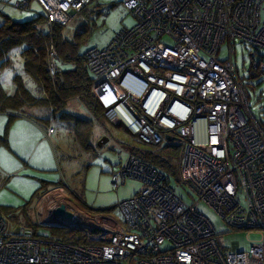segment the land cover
Instances as JSON below:
<instances>
[{"label":"built area","instance_id":"obj_1","mask_svg":"<svg viewBox=\"0 0 264 264\" xmlns=\"http://www.w3.org/2000/svg\"><path fill=\"white\" fill-rule=\"evenodd\" d=\"M36 1L48 25L63 27L92 3ZM124 3L135 25L86 53L93 94L107 121L141 142L184 145L179 181L192 203L178 196L165 172L132 153L112 175L114 184L134 179L142 186L116 206L122 221L104 214L60 221L95 242L77 244L12 233L0 213V264H264V124L252 111L232 51L236 40L264 49V0ZM226 43L230 55L221 60ZM252 68L264 74V59ZM58 70L52 46L50 76ZM54 132L50 128L47 135ZM201 206L234 231H256L261 239L247 252L237 242L225 251Z\"/></svg>","mask_w":264,"mask_h":264},{"label":"rangeland","instance_id":"obj_2","mask_svg":"<svg viewBox=\"0 0 264 264\" xmlns=\"http://www.w3.org/2000/svg\"><path fill=\"white\" fill-rule=\"evenodd\" d=\"M16 1H9L10 7L8 6L5 11L19 22L27 21L31 16L43 14V10L36 0H30L24 10L12 6ZM135 22L136 20L125 5L124 0H92V3L79 13L65 31L66 36L74 40L76 33L81 32L83 29L88 30V33L81 35L82 40L79 47L80 53L86 54L91 48L103 49L107 47L118 33L124 28L133 27ZM163 42L170 46L173 45L169 38H164ZM232 51L239 77L246 87L252 111L264 124V74L252 68L253 61L259 62L264 59V49H257L240 40H236ZM229 53V44L226 43L219 53L220 59L229 58ZM10 59V66L4 72L6 76L10 71L16 70L19 72L21 66H23L21 49L13 50ZM60 67L66 70L71 69L73 65L60 64ZM19 73L22 74L21 72ZM10 75L12 74L10 73ZM4 81L6 80H3V84ZM4 89L12 91L8 87H4ZM34 91L36 92V89ZM35 95H38V91ZM66 112L76 114L84 120L90 118L89 120L92 122L89 124H77L74 121L69 126L59 116L53 119L52 113L47 108H38L33 113H30L29 117L36 120L37 118L33 116L34 114L46 115L48 119L50 118L51 125L57 131V136H59L60 145L58 144L59 149L56 154L58 163L56 162V166L54 165L52 171L45 173V175H49L50 181L54 183L51 188L58 184L64 185L89 209V212L112 215L122 221V216L116 206L121 201L133 197L141 190L142 186L139 181L134 179L127 180L124 184H114L112 175L119 172L121 167L126 164L133 150L157 152L164 160L171 161L180 169L184 145L179 141L165 140L160 146L147 145L131 135L123 126L110 124L105 119V116L96 119L84 105L76 101L68 105ZM87 133H90V149L84 148L80 141H77L76 136V134L84 136ZM160 170L167 172L162 168ZM27 175H29L27 172H20L16 182L27 179ZM168 177L178 196L187 204H191L192 198L189 190L177 178L171 175ZM39 186L41 187L40 183L38 184ZM25 189L27 191L24 194L27 196L16 192V190L7 185L6 179L0 178V206L12 207L6 212L3 209H0V211L10 222L9 224L12 228L28 225L32 227L36 224L39 225L37 230L40 236L52 239L53 237L49 234V224H42L39 220L38 212L35 210L38 197L41 195L33 201L32 206L25 207L34 192L33 188L28 186ZM47 190V188H43L41 192L45 193ZM56 198H59L58 195ZM42 211L40 209L41 213ZM201 211L215 225L218 233L216 236L217 242L225 251H232L233 243L237 242L240 251L247 252L252 243L261 239V235L256 231L251 232L250 235L246 231H234L205 206H201ZM41 217L44 219L43 216ZM167 247L165 245L163 248Z\"/></svg>","mask_w":264,"mask_h":264},{"label":"trees","instance_id":"obj_3","mask_svg":"<svg viewBox=\"0 0 264 264\" xmlns=\"http://www.w3.org/2000/svg\"><path fill=\"white\" fill-rule=\"evenodd\" d=\"M45 23L44 16L41 15L24 22L7 18L0 26V60H4L13 50L21 49L24 72L37 84L41 92V95H35L27 87L25 78L17 75L15 77L16 91L13 95H7L0 90V112L20 111L25 107H40L52 110L54 115L62 119L75 121L77 124H89L91 120L76 118L73 120L66 113L70 102L80 100L96 119L103 118L105 109L93 94L94 76L88 69L86 54L79 51L81 35L88 33V30L83 29L76 33L75 39L72 40L66 36L67 27L49 25L46 29L43 27ZM52 46L59 55V70L55 77L49 74V50ZM60 64L73 65V67L65 70L60 67ZM76 136L77 141L79 140L84 148H91L90 133L84 136L76 134ZM132 153L156 168L166 170L179 181L178 166L171 161L164 160L157 152L133 150ZM30 204L31 201L27 202L26 207ZM32 228L34 238L48 239L39 235L37 225ZM48 228L52 239L77 244L95 243L80 231L60 227Z\"/></svg>","mask_w":264,"mask_h":264},{"label":"crops","instance_id":"obj_4","mask_svg":"<svg viewBox=\"0 0 264 264\" xmlns=\"http://www.w3.org/2000/svg\"><path fill=\"white\" fill-rule=\"evenodd\" d=\"M9 1L13 0H0V26L4 24L7 18L13 19L12 15H9L5 11L10 5L8 3ZM29 1L30 0H17L16 3L12 6L17 9H22L18 8V5L25 6V8H27ZM41 9L43 10L42 7ZM41 15L44 16V20L46 21L43 27L47 29L49 25L47 23V17L44 10L43 14L31 16L30 19L36 18ZM12 53L13 51L10 52V54L7 55L4 60H0V90H2L7 95H13L16 91L15 77L17 75H21L25 78L27 87L34 94L38 91V96L41 95L40 89L38 88L37 84L31 79V77L25 74L23 66H21V69L19 70V72H21L22 74H20L16 70L10 71L12 75H10V73H6L7 76L4 74V72L10 66V56L12 55ZM3 80H6L4 81V84ZM4 87L11 88L12 91H7V89L5 90ZM33 87L34 89H36V92L34 91ZM75 101L84 105L80 100H74L72 102ZM38 108L40 107H25L20 111L7 110L5 112H0V178H2L3 180L6 179L7 185L20 194H24L25 191H27L25 189V187L27 186L33 188L34 192L31 196V199L29 200L31 201V204L28 207L32 206L33 201L37 199L39 195H41L40 197H38L39 199L35 210L36 212H38V217L41 223H48L49 227H51V223L55 222L53 214L61 205H65L70 212L78 216H85L87 214L93 216L101 215L102 213L89 212V209H87V207L82 202H80L64 185L58 184L55 187L51 188L54 183L50 181L49 175H45V173L52 171V169H54V165L56 166V162L58 163L56 154L57 150L59 149L58 144L60 145V142L59 136H57V131L51 125L50 118L48 119L46 115L41 114L33 115L37 118L36 120L29 117V114L33 113ZM50 112L53 115V119L55 117H58L57 115H54L52 110H50ZM66 113L69 114L68 112ZM89 113L91 114V112ZM69 115L72 117V119L76 118L84 120L76 114ZM89 119L90 118H88V120ZM65 122L70 126V124H73L72 122L74 121L65 120ZM50 128H53L55 132L51 136H48L47 131ZM130 154H132V152ZM20 172H27V174L29 175H27V179L16 182L17 176L20 174ZM39 183L41 184V187H38ZM43 188H47L48 190L45 193L41 192ZM49 188L51 189L49 190ZM57 195L59 197L58 199L56 198ZM24 196L27 195L24 194ZM51 196L55 197L53 198ZM7 208L10 209L12 207L0 206V209H3L5 212L7 211ZM40 209L41 211L44 209L42 213L40 212ZM0 213L2 214V211H0ZM41 216H43L44 219H42ZM107 216L109 218H112V215ZM34 225L36 226V224ZM41 226L48 227L44 225ZM9 229L12 233L15 234H19L22 231L23 233L29 231L33 233V228L31 227V225L12 228L9 224Z\"/></svg>","mask_w":264,"mask_h":264},{"label":"water","instance_id":"obj_5","mask_svg":"<svg viewBox=\"0 0 264 264\" xmlns=\"http://www.w3.org/2000/svg\"><path fill=\"white\" fill-rule=\"evenodd\" d=\"M74 14V13H73ZM54 220H58L57 222H53L50 224L51 227H60V228H66V225L60 224V221L64 220L66 223L74 224L75 221L78 219L77 216L70 213L65 205H61L58 207L55 211ZM75 228V227H74ZM75 231V230H74ZM76 231L82 232L83 230L81 228H77Z\"/></svg>","mask_w":264,"mask_h":264}]
</instances>
